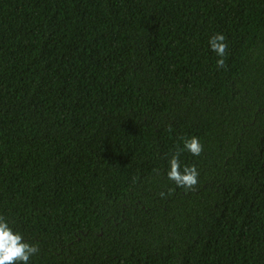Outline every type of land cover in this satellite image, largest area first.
Segmentation results:
<instances>
[{
	"label": "trees",
	"instance_id": "obj_1",
	"mask_svg": "<svg viewBox=\"0 0 264 264\" xmlns=\"http://www.w3.org/2000/svg\"><path fill=\"white\" fill-rule=\"evenodd\" d=\"M0 215L28 264H264V0H0Z\"/></svg>",
	"mask_w": 264,
	"mask_h": 264
},
{
	"label": "clouds",
	"instance_id": "obj_2",
	"mask_svg": "<svg viewBox=\"0 0 264 264\" xmlns=\"http://www.w3.org/2000/svg\"><path fill=\"white\" fill-rule=\"evenodd\" d=\"M209 45L219 57L216 61L217 67H225V55L227 52L226 37L222 33L214 34ZM184 150L190 152L193 156H200L203 151V145L196 136L185 137L183 148H177L176 152L169 160L168 178L178 187L186 190H195L198 184V170L195 165H185L181 169L179 160L180 153ZM163 196L164 194L161 193ZM40 251L37 244H32L24 240L19 232H15L9 226L8 221L3 215H0V264H28L33 255Z\"/></svg>",
	"mask_w": 264,
	"mask_h": 264
}]
</instances>
